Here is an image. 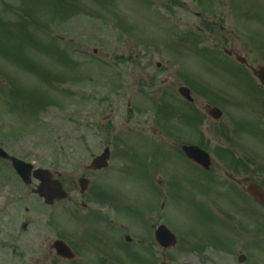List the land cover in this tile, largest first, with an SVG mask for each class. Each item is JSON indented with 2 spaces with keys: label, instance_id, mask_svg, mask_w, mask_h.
<instances>
[{
  "label": "rangeland",
  "instance_id": "374dc122",
  "mask_svg": "<svg viewBox=\"0 0 264 264\" xmlns=\"http://www.w3.org/2000/svg\"><path fill=\"white\" fill-rule=\"evenodd\" d=\"M38 1L40 5H37ZM142 1L0 0V43H4L6 30L9 27L17 33L22 24L24 34L26 33L21 35L23 41L7 39L6 47L0 50V72L6 76H3L2 80L0 74V85L3 81L6 83L0 89V145L10 155L34 166L58 172L61 169L75 181L83 174L81 166L88 165L91 158L100 155L105 147H109L111 150L109 169L101 172L100 175L95 174L94 182L106 181L109 187L125 194L121 199L128 203V208L127 211L120 212V217L127 220H133L137 215L141 216L138 212L145 208L147 196L145 187L133 177L120 175L128 167L126 159H122L121 155L124 156L125 151L131 147L138 154L140 151L141 155L151 151V145L147 142L137 140L141 145L135 143L139 137L132 134L131 128L140 129L142 126H135L132 116L127 115L125 104L134 97L133 95L129 98V95L131 97L129 87L135 81L147 79L150 75L158 82L161 81L162 75H168V78L172 75L175 78V75H179L180 69L176 67L177 63L174 61L160 59L153 54L154 51L150 52L151 49L147 50L146 46H140L143 44L137 38L140 37V32L143 33L141 37L149 39L150 42L163 41L155 39L157 37L163 39L164 32L169 29L168 26L177 25L179 29H183L181 31L186 30L184 27H194L197 25L194 14L201 11L207 20L218 19L224 27L232 29L228 31L232 45L237 53L248 59L249 64L254 67L264 66L262 55L264 54V0H234L236 3L240 1L242 19H237L235 16L231 8V0H208V2L205 0L200 4L199 0H158L159 4L156 7ZM79 7L84 8L82 11L72 12L74 14L70 17L71 13L66 9L70 8L73 11ZM33 25L37 29L32 28ZM127 27L132 30L129 32L130 35L124 33V30L128 31ZM18 33H22V30ZM201 36L203 37V34ZM134 42L137 45L133 46ZM200 43L195 46L196 50L210 48V42L205 43L203 40ZM54 44L58 47L54 48ZM192 51L195 52L193 49ZM92 52H95L99 56L98 59L108 68L101 67L102 62L98 65L93 60ZM126 53H135L138 58H130L128 61L123 56ZM23 56L26 62H31L32 67H39L41 78L21 69L24 63ZM220 59L231 69L237 66L234 62L231 65L226 59ZM197 60L194 57H185L180 62L182 69L184 67L195 74L190 79L196 84L205 87L218 86L223 91L229 90L231 84H235L226 78L225 71L216 69L217 72H208L206 70L209 67L208 69L201 67V60ZM158 62L160 68L156 67ZM56 75L61 77L55 79V88L63 91H55L49 85L52 84L50 80ZM61 82L62 84H57ZM120 85L125 87V90L112 93L115 87ZM25 88L41 92L40 97L37 93L27 96H37V102L31 104L25 102L23 105L18 102L19 97L10 94L22 93L23 97ZM103 99H109L107 101L109 104H99ZM223 107L226 116L215 122L217 125H227L231 117L247 122L256 120L251 111H246L250 115L247 116L245 112L243 115L234 114L228 105ZM262 126L263 128L257 126L259 130L255 133V137L247 138L242 133L238 138L237 144L248 148L250 158H253V155L264 156V142H262L264 139L260 137L261 132L264 134V125ZM208 149L213 148L209 146ZM157 162L160 163V160ZM174 168L176 175L183 180L190 179V186L176 185L167 191L169 198L168 205H165L166 210L168 209L166 214L169 215L166 221L167 227L189 241V246L203 248V245L208 244L209 247L217 246L224 251L231 250L237 242L234 234L236 223L232 218L239 219L242 207L219 200L214 191L197 184V178L201 174L194 168L188 165L182 167L180 162L178 165L174 163ZM131 169L132 167H129L127 171ZM249 170L252 173V169ZM211 174L214 176V171ZM140 177L146 181L144 175ZM18 181L9 166L0 161V205L8 201L7 197L5 199L2 197L5 193H9L10 187L18 199L9 202L8 209L0 213V264H18L21 243L24 250L39 251L43 256L46 255L47 247L55 236L54 232L45 229L42 223V226L38 224L29 226L23 233L25 236L17 237L21 232L17 229L20 216L18 217L19 214L16 212L19 211V207L30 208L29 204L31 205L28 200L23 203L20 200L21 194H24L27 188ZM230 192L234 194L232 190ZM165 208L161 212H155L154 215H159L162 217L161 220H164ZM251 208L254 209V206L252 205ZM43 214L46 220L49 215ZM222 217H226V221ZM32 220H35V217H32ZM155 220L160 219L156 217ZM242 221L247 224L244 218ZM241 225L237 223L236 228L247 235V229ZM137 229L139 225L136 227L132 221L130 230L137 231ZM11 236L17 239H9L8 237ZM7 239L11 240L10 243L16 242L14 247L5 245ZM255 240L258 246L260 243L258 239ZM184 246L185 243L179 239L176 247L165 252L169 264H235L239 251L236 249L232 254H222L208 248L198 253L199 249ZM243 252L248 261H256L253 251L249 249ZM151 256L152 262L158 264L157 260L161 257L159 251L152 248ZM134 259L136 263L139 262L138 257ZM122 264L127 263L122 260Z\"/></svg>",
  "mask_w": 264,
  "mask_h": 264
},
{
  "label": "flooded vegetation",
  "instance_id": "af4514ba",
  "mask_svg": "<svg viewBox=\"0 0 264 264\" xmlns=\"http://www.w3.org/2000/svg\"><path fill=\"white\" fill-rule=\"evenodd\" d=\"M229 53L234 56L232 52ZM180 85L183 86L184 82L171 80L164 82L161 86L160 89L163 90L161 99L162 101L164 99V117L160 120L154 115L147 122L146 130L149 133L146 134L147 139L145 140L169 142L172 148H163L168 157L170 152L173 157H178L182 167L188 165L199 171L201 170L186 159L181 152V147L197 146L206 149L211 146L214 153L211 152V166L205 173L212 170L214 176L211 174V178L197 179V182L217 185L220 189L224 187L239 190L242 197L237 198V203L244 204L246 200H249L244 191V187L248 183H255L264 191L263 161H261L262 164L260 162L254 163L250 160L247 150L243 149L242 146L240 148L232 144L224 146V141L230 142L228 139L235 135L233 132L234 123L228 122L225 128L226 134L222 135L220 127L224 125L213 123L216 121L207 116L211 102L189 84L186 85L189 92L188 98L187 100L182 99L177 93ZM153 87L158 89L156 86ZM257 88L260 89L259 93L248 91L242 93V97L264 100V87L257 85ZM247 105L254 106L257 104L248 102ZM202 113L205 117H202ZM162 158V164L156 160H150L149 165L144 168V174L141 175L142 171L135 172L138 179L140 176H145L146 181L143 179V184L149 191L164 190L170 183H184V180L174 178V173L168 168L166 155H163ZM188 169L189 167L186 170ZM248 169H252L250 177L246 176ZM95 173L97 172L85 171V178L88 179V183L82 194L73 182H62L64 191L69 194V197L61 202H54L52 206L47 208L49 211H53L52 216L56 218L54 222L49 223V230L56 232L58 230L57 220L61 217L66 219L63 228L56 234L54 240L63 241L69 248L71 257L66 260L60 259L49 246L44 256L39 251L24 250L22 246L18 264H122V260L128 263L135 256L139 257V264H146L151 261L149 253L152 251L154 233L151 223V210L148 209L147 221L146 224L144 223L143 229L140 228L137 232L122 230L118 214L120 205L114 199H104L100 196L98 188H95L98 182H93ZM140 179L142 178L140 177ZM256 205L258 211L254 219L255 233L260 244L250 249L246 245L247 241H245L247 235L237 229L235 237L240 238L241 244L233 247L232 250L239 249L238 253H242L243 250L250 249L257 254V260L252 262L245 257L244 262H235V264H264V207L257 203ZM239 224L247 228V224L242 220ZM20 227L24 231L27 224L21 223ZM146 255H148L147 261H145Z\"/></svg>",
  "mask_w": 264,
  "mask_h": 264
},
{
  "label": "water",
  "instance_id": "95a60500",
  "mask_svg": "<svg viewBox=\"0 0 264 264\" xmlns=\"http://www.w3.org/2000/svg\"><path fill=\"white\" fill-rule=\"evenodd\" d=\"M256 74H257L259 80L261 81V83L264 84V72L263 71H258ZM190 156L193 157L192 154H190ZM253 192H254L253 194H254L255 197H257L258 199H261V197L255 191H253ZM161 229H162V231H164V233L162 234V232H161L159 234V237L161 238L162 236H167L168 235L169 244L170 245L173 244V242H174L173 241V237L170 234H168L164 228H161Z\"/></svg>",
  "mask_w": 264,
  "mask_h": 264
}]
</instances>
